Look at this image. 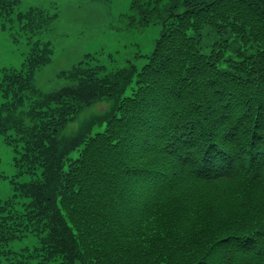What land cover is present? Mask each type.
<instances>
[{
	"label": "trees",
	"instance_id": "trees-1",
	"mask_svg": "<svg viewBox=\"0 0 264 264\" xmlns=\"http://www.w3.org/2000/svg\"><path fill=\"white\" fill-rule=\"evenodd\" d=\"M129 8L127 25H160L140 68L81 60L41 91L53 49L31 36L55 13L0 0L30 43L1 69L0 134L31 175L0 199V264H264V0Z\"/></svg>",
	"mask_w": 264,
	"mask_h": 264
},
{
	"label": "rangeland",
	"instance_id": "rangeland-1",
	"mask_svg": "<svg viewBox=\"0 0 264 264\" xmlns=\"http://www.w3.org/2000/svg\"><path fill=\"white\" fill-rule=\"evenodd\" d=\"M21 7L40 4L55 13V17L31 40L49 41L52 46L50 61L36 70L34 84L41 91L60 87L64 80L57 72L68 69L81 60L90 64L105 66L107 71L124 65L123 60H133L137 68L145 62L143 57L135 58L136 52L147 54L159 34V23L150 22L141 26L126 24L123 14L130 12V0H19ZM30 43L17 32L16 40L9 30L0 27V74L4 67L20 68ZM2 97L0 96V103ZM103 101L82 111L66 127L72 133L92 114L110 106ZM12 147L6 144L0 134V199L13 197L14 181L23 182L31 178L28 173H18L13 160ZM16 206L26 199L16 197Z\"/></svg>",
	"mask_w": 264,
	"mask_h": 264
}]
</instances>
